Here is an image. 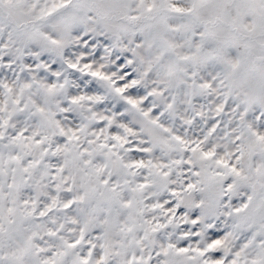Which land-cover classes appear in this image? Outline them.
I'll use <instances>...</instances> for the list:
<instances>
[{
  "label": "snow or ice",
  "instance_id": "1",
  "mask_svg": "<svg viewBox=\"0 0 264 264\" xmlns=\"http://www.w3.org/2000/svg\"><path fill=\"white\" fill-rule=\"evenodd\" d=\"M0 264H264V0H0Z\"/></svg>",
  "mask_w": 264,
  "mask_h": 264
}]
</instances>
